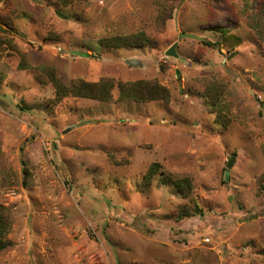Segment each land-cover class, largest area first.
<instances>
[{
	"label": "rangeland",
	"instance_id": "obj_1",
	"mask_svg": "<svg viewBox=\"0 0 264 264\" xmlns=\"http://www.w3.org/2000/svg\"><path fill=\"white\" fill-rule=\"evenodd\" d=\"M0 1V264H264V0Z\"/></svg>",
	"mask_w": 264,
	"mask_h": 264
},
{
	"label": "trees",
	"instance_id": "obj_2",
	"mask_svg": "<svg viewBox=\"0 0 264 264\" xmlns=\"http://www.w3.org/2000/svg\"><path fill=\"white\" fill-rule=\"evenodd\" d=\"M129 37L115 36L112 39L105 40V44L109 47H123L131 46L134 42H131ZM56 86L55 97L60 99L66 96L73 97H85L102 102H108L111 100V88L110 81L101 80L98 83H88L82 80H72L68 86H64L59 81H54ZM119 100H133L139 102L164 100L167 98L168 91L163 86L159 85L156 81H137L133 83H119ZM160 166L156 163L152 164L147 173V177L156 174ZM166 181V182H165ZM163 183H171L180 195H187L191 188L190 181L187 178L165 180ZM264 188V185H263ZM10 221L5 208L0 206V251L11 245L9 240L5 239V235L9 232Z\"/></svg>",
	"mask_w": 264,
	"mask_h": 264
},
{
	"label": "water",
	"instance_id": "obj_3",
	"mask_svg": "<svg viewBox=\"0 0 264 264\" xmlns=\"http://www.w3.org/2000/svg\"><path fill=\"white\" fill-rule=\"evenodd\" d=\"M175 45H172L167 51H166V55H170V56H177V53L175 52ZM233 157H231L228 161L227 164V168H230L232 163H233ZM227 173V172H226Z\"/></svg>",
	"mask_w": 264,
	"mask_h": 264
},
{
	"label": "built area",
	"instance_id": "obj_4",
	"mask_svg": "<svg viewBox=\"0 0 264 264\" xmlns=\"http://www.w3.org/2000/svg\"><path fill=\"white\" fill-rule=\"evenodd\" d=\"M0 5H1V1H0Z\"/></svg>",
	"mask_w": 264,
	"mask_h": 264
}]
</instances>
